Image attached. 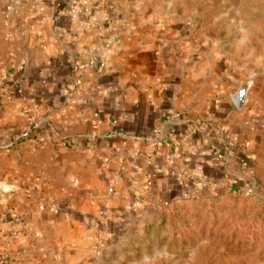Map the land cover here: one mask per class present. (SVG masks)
I'll use <instances>...</instances> for the list:
<instances>
[{"label":"crops","instance_id":"1","mask_svg":"<svg viewBox=\"0 0 264 264\" xmlns=\"http://www.w3.org/2000/svg\"><path fill=\"white\" fill-rule=\"evenodd\" d=\"M166 19L144 0H0V264H101L153 208L247 185L255 104Z\"/></svg>","mask_w":264,"mask_h":264},{"label":"rangeland","instance_id":"2","mask_svg":"<svg viewBox=\"0 0 264 264\" xmlns=\"http://www.w3.org/2000/svg\"><path fill=\"white\" fill-rule=\"evenodd\" d=\"M144 2L203 40L238 72L239 87L249 80L260 133L244 188L183 195L153 208L141 232L111 246L101 264H264V0Z\"/></svg>","mask_w":264,"mask_h":264},{"label":"built area","instance_id":"3","mask_svg":"<svg viewBox=\"0 0 264 264\" xmlns=\"http://www.w3.org/2000/svg\"><path fill=\"white\" fill-rule=\"evenodd\" d=\"M78 83H81V80L77 81ZM217 102L220 101V97H217L216 99ZM31 112H33L32 108H26L25 109V114L28 118V129L25 133V136L31 137L33 138V140L38 144V145H43L47 142V137L45 134H43L41 132V123L37 120V118H35L34 114H30ZM95 116H98V113L94 114ZM108 121H110V118H107ZM97 126L98 124L95 123ZM113 190V189H111ZM39 209L43 210V211H49L51 213L54 214H58L60 213V206L56 203H51V204H47V203H40L39 204ZM99 213L102 215L104 213V209H100ZM21 221V226L22 229L23 227L26 225V222L24 220H19ZM13 238L18 239L20 241V243L25 244L26 243V239L23 236V232L21 229L13 232ZM21 264H29V263H21Z\"/></svg>","mask_w":264,"mask_h":264},{"label":"water","instance_id":"4","mask_svg":"<svg viewBox=\"0 0 264 264\" xmlns=\"http://www.w3.org/2000/svg\"><path fill=\"white\" fill-rule=\"evenodd\" d=\"M249 90H250V83L249 80H244L241 84V86L239 87V89L236 91V93L233 96V100L235 105L238 108H243L245 106V104L247 103L248 99H249ZM0 191L5 195L9 192V190H5V189H0ZM2 194V196H3ZM3 198V197H2ZM6 196L3 199H0L1 202H5L6 200Z\"/></svg>","mask_w":264,"mask_h":264},{"label":"trees","instance_id":"5","mask_svg":"<svg viewBox=\"0 0 264 264\" xmlns=\"http://www.w3.org/2000/svg\"><path fill=\"white\" fill-rule=\"evenodd\" d=\"M250 192V191H249ZM247 195H251V193H247V192H245Z\"/></svg>","mask_w":264,"mask_h":264}]
</instances>
